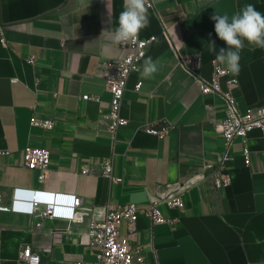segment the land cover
I'll return each mask as SVG.
<instances>
[{"label":"crops","instance_id":"crops-1","mask_svg":"<svg viewBox=\"0 0 264 264\" xmlns=\"http://www.w3.org/2000/svg\"><path fill=\"white\" fill-rule=\"evenodd\" d=\"M123 2L0 0V148L10 150L0 155V264H24L19 255L27 246L41 254L42 264L93 263L98 247L87 234L90 221L119 204L145 207L178 189L184 209L159 204L171 223L154 224L141 215L135 224L131 239L144 247L143 264H264V136L250 134L249 164L243 138L234 140L224 169L232 182L215 187L213 175L226 150L217 122L227 104L221 94L202 93L169 42L201 56V72L211 77L216 53L208 44L215 41L217 52L227 47L211 17H231L246 4L264 14V0H155L139 34L156 37L145 58L158 60L159 71L142 77L144 58L131 74L121 107L128 123L114 133L103 67L126 53L111 39ZM240 66L238 74L222 79V90L245 112L264 105V49L245 41ZM232 76L238 84L228 83ZM32 117L52 118L55 125H33ZM161 121L172 124L166 137L143 129ZM27 145L52 152L44 181L40 170L24 165ZM109 155L121 182L101 174ZM17 188L78 195L81 219L43 217V205L33 213L15 211ZM121 231L128 233L127 221Z\"/></svg>","mask_w":264,"mask_h":264},{"label":"built area","instance_id":"built-area-1","mask_svg":"<svg viewBox=\"0 0 264 264\" xmlns=\"http://www.w3.org/2000/svg\"><path fill=\"white\" fill-rule=\"evenodd\" d=\"M149 4L151 5L150 8L154 7L155 0H149ZM155 38L154 35L142 37L139 34L135 40L128 42L126 45H120L123 49H126V53L121 58L107 61L103 67L106 87L112 95L108 118L111 122L110 128L114 133H117L120 127L128 123V119L121 114L128 81L131 74L139 68L141 61L146 56L148 47ZM169 42L175 53L177 63L198 81L202 93H218L223 95L226 101V116L217 122V130L223 136L226 150L220 168L213 175V183L218 188L230 185L232 177L225 173L224 169L227 160L231 156L230 152L233 142L238 137L243 138V154L246 164H249L251 160L250 134L258 130L264 136V105L249 107L245 112H241L234 96L222 90V79L231 75L224 65L218 61L214 62L211 77H206L201 72L203 65L201 56L184 53L171 39H169ZM28 61L34 63V56L29 57ZM227 81L230 85L238 84L236 76L230 77ZM142 86L143 81L140 80L135 88L140 90ZM82 97L84 99L100 100L97 95L85 94ZM31 123L45 129H52L55 125V121L52 118L32 117ZM171 128L172 124L168 121L147 123L143 127L147 133L157 135L160 138L166 137L170 133ZM9 153V149L0 148V155ZM51 153L49 148L32 145H27L23 150L24 165L30 169L40 170L39 177L41 181H44L49 169ZM82 172L87 173L88 169L84 167ZM101 174L109 180L117 182L123 180L122 177L113 175L112 155L105 157L102 162ZM162 201L170 207L185 208V201L178 189L166 196L154 198L145 207H139L134 202L119 204L110 208L103 218L90 221L87 234L91 244L98 247L96 260L93 263L86 260H78L76 264H143L145 261L144 247L139 243H134L131 235L136 232L135 224L141 215L148 217L154 224L171 223L173 221L166 217L159 208V204ZM81 204L82 197L75 194H55L17 188L13 196L12 209L33 213L38 210L40 205H43V217L78 220L81 219V216L78 214L77 208ZM123 221L128 223V233H122L121 231ZM19 259L24 264H42L41 254L31 246L25 247L20 252Z\"/></svg>","mask_w":264,"mask_h":264},{"label":"clouds","instance_id":"clouds-1","mask_svg":"<svg viewBox=\"0 0 264 264\" xmlns=\"http://www.w3.org/2000/svg\"><path fill=\"white\" fill-rule=\"evenodd\" d=\"M149 0H124L123 10L119 14L118 26L112 31L111 39L115 45H126L138 38L142 29L150 21ZM211 19L217 37L226 44V48L217 47L215 41L208 44V51L216 53V61L226 66L229 73L238 74L241 70V52L248 44L264 49V14L257 11L253 4H246L231 17L215 13ZM143 55V54H141ZM159 61L152 57L143 60L141 76L152 78L159 71Z\"/></svg>","mask_w":264,"mask_h":264}]
</instances>
